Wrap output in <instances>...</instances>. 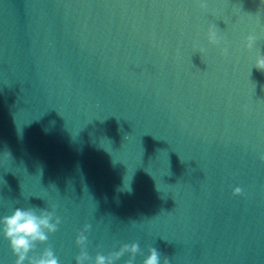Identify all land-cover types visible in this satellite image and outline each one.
I'll use <instances>...</instances> for the list:
<instances>
[{
	"label": "water",
	"instance_id": "95a60500",
	"mask_svg": "<svg viewBox=\"0 0 264 264\" xmlns=\"http://www.w3.org/2000/svg\"><path fill=\"white\" fill-rule=\"evenodd\" d=\"M207 3L0 0V217L57 204L60 264L85 223L93 257L137 242L135 264L150 246L170 264H264V0Z\"/></svg>",
	"mask_w": 264,
	"mask_h": 264
},
{
	"label": "clouds",
	"instance_id": "9594fccd",
	"mask_svg": "<svg viewBox=\"0 0 264 264\" xmlns=\"http://www.w3.org/2000/svg\"><path fill=\"white\" fill-rule=\"evenodd\" d=\"M198 3L202 11L208 10L207 0H198ZM219 31L220 29L215 23L210 24L206 38L209 44L219 47L221 54L227 56L229 46L226 41H223ZM257 39L258 37L254 34L247 35L243 40V48L252 50ZM194 48L201 55L207 51L204 47L196 44H194ZM253 66L257 71L264 72V53L257 55ZM9 155L7 153V157ZM259 158L264 161V154L260 155ZM232 194L233 196H240L243 194V190L240 187H235ZM57 208V204H51L46 208L15 207L10 215L0 217V235L8 241L11 253L15 257L14 264H60L59 258L52 247L48 245L49 236L57 232L62 223L61 217L56 214ZM91 227V224L85 223L78 230L75 244L79 248V254L75 257V264H117L125 255L128 256L125 264H135L136 257L143 255L139 243L132 242L121 244L117 250L107 254L98 251L94 257L91 256L87 251L89 241L86 235ZM39 245L48 246L40 251ZM141 264H170V260L157 248L150 246Z\"/></svg>",
	"mask_w": 264,
	"mask_h": 264
}]
</instances>
